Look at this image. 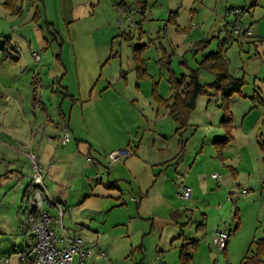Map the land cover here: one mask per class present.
<instances>
[{
    "label": "rangeland",
    "instance_id": "374dc122",
    "mask_svg": "<svg viewBox=\"0 0 264 264\" xmlns=\"http://www.w3.org/2000/svg\"><path fill=\"white\" fill-rule=\"evenodd\" d=\"M5 1L0 0L1 79L3 80L6 72H10L11 76L27 72L25 70L29 62L34 60L33 53L40 55L44 63L41 68L34 65V73L42 70L40 75L42 82L37 73L34 80L27 78L29 80L27 82L24 80L25 74H21L16 83L15 81L9 83L10 81L7 80L8 84H5V81H2L10 88L13 87L9 94H14L16 88L23 92V95L26 93L29 99L33 95L34 99L41 100L42 95L46 94L47 103L50 105V98L59 102L66 90L70 95L78 94L80 84L83 99L82 102L78 101L79 103L75 104L70 116L72 128H75L77 136L93 144L91 155L86 153L84 159L92 156L102 158L104 161L105 156L110 153L106 148L111 143H127L128 148L124 149H127L129 154L132 153L131 149L138 148V157L146 164L150 162L142 170L141 184L145 189L152 190L147 196L148 200L143 202L142 211L148 207L156 210V215L161 219L163 232L161 240L170 234L167 241L168 249L164 255L169 259L170 264H182L180 250L184 239L188 237L190 230L195 231L196 225L181 226L179 217L177 220L175 216L177 214L168 212L167 204L197 208L194 209V217H196L200 213L196 210L204 208V203L200 199L203 197L200 195L203 191L201 189L199 197L195 195V198L198 197L197 200L194 197L185 201L175 198L177 181L174 176V165L172 167L164 165L158 169L155 165L152 166L151 162L163 153L173 157L180 140L187 145L189 152L190 147L195 143H216L217 129L222 130L218 137L219 141L225 136L234 135L235 143H239L241 128H253L254 132L251 136L257 142L260 158L264 163V103L255 96L257 95L255 93L260 94V91L264 90V41L248 44L244 40L232 38L221 47L228 59L229 74L244 81L241 92L225 100L220 92L211 86L216 80L214 72L199 65L205 55L219 50V41L215 39L211 45L210 37H201L197 33L189 36L188 31L191 30L185 19L186 23L183 22L184 26L186 25L185 29L175 28L165 17L164 21L147 20L142 28L139 25L133 26L129 33L130 26L128 27L121 14L117 15L121 0H42V2L20 0L21 12L18 14H11L3 5ZM263 6L264 0H259L258 6L253 7L254 13L251 9V15L246 12L241 14L242 26L250 25L253 31L252 40L264 38V33L258 35L256 32L259 26L264 32ZM230 20H235V16ZM118 21H121V32L126 34H111L110 23L114 22L116 25ZM224 36L222 38H227ZM194 40H204V45L200 43L195 46L189 43ZM194 69H198L199 82L206 86L209 95L202 94L198 97L196 108L188 122L191 126L182 130L180 137L176 135L178 133H174L175 126L173 127L174 123L169 118L165 100L173 94L175 79L189 76ZM107 82L111 85L108 89H104ZM102 92L104 95L101 97ZM5 102L9 105L11 100L7 99ZM38 108L37 106L36 109ZM49 111L50 115L37 110L35 117L40 125L36 128L43 130L49 126L50 130L57 129L55 124L59 119L53 109ZM28 112H30L29 107L26 109V114L32 117L31 112ZM49 116L52 117V121L49 120ZM207 117L208 122H212V126L206 123ZM211 127H213L211 132H208ZM26 133L27 131L24 134ZM229 141L231 142V139ZM55 143L56 147L61 148L57 144L58 141ZM71 143L76 142L73 140ZM213 151L212 148L209 150V152ZM203 152L208 151L204 149ZM196 154L197 151H194L191 158L194 159ZM183 155L188 157L189 153ZM183 158L180 163L186 166L187 163L183 162ZM23 165L24 173L23 176L19 175L20 181L29 171V162ZM63 172L68 180L72 179L71 171L65 169ZM94 172L95 175L99 174L95 180L92 178L93 175L87 178L93 187L97 183H102L99 179L103 178L100 168L98 172ZM159 175L160 179L156 181ZM207 178L209 179V176ZM19 180L16 176L10 177V175L8 178L0 177V244L5 241L4 239L12 238L17 244L16 251H24L33 243V239L26 225V202L21 201L22 190L17 194ZM103 181L106 182L104 178ZM106 185L107 183L104 185L107 188ZM121 186L123 198L129 200L133 194L131 188L122 183ZM160 189L166 192V199H159L154 195ZM237 191L231 203L233 218L229 225H226L228 230H234L236 221H239L237 230L232 232L237 233L235 241L229 244L230 247L225 253L218 252L213 245L209 251L207 246V250L201 249L194 259H190L186 264H239L246 256L248 247L250 248L254 241L264 238V187H248L243 184L240 189L237 187ZM100 192L103 194L106 191L100 190ZM129 204L132 203L129 202L120 208ZM46 207L51 215L55 213L49 206ZM117 209L119 208H115L114 211ZM109 217L111 220L112 216ZM127 218L123 216V220ZM151 219L145 221L135 219L128 233L124 225L118 228L108 226L109 229L105 226L100 229L103 233L101 240L96 241L91 232H87L89 238L82 239L91 245L94 243L96 248L101 247L105 254L111 251V256L106 255L105 261L99 264H139L142 259L146 264L150 254L154 255L153 249L159 244L157 232L146 236L139 234L140 228H149L153 222L156 223ZM20 227L23 230H19ZM188 227L191 229L188 230ZM74 230L73 227L69 228V236H74ZM182 231L183 236H181ZM14 232H18L16 236H13ZM75 233L77 236L80 234ZM111 234L117 237L110 239ZM58 236H61L60 231ZM132 242L138 243L133 246ZM170 243L173 245L169 248ZM57 246L62 247L60 244ZM23 251L4 258H8L10 264H15ZM259 264H264V257Z\"/></svg>",
    "mask_w": 264,
    "mask_h": 264
},
{
    "label": "crops",
    "instance_id": "0c3cea01",
    "mask_svg": "<svg viewBox=\"0 0 264 264\" xmlns=\"http://www.w3.org/2000/svg\"><path fill=\"white\" fill-rule=\"evenodd\" d=\"M258 3L259 0H121L120 10L117 15L121 14V16L124 17L128 27L130 26L128 28L129 33L131 32V27L139 25L140 28H142L147 20L156 19L157 21H164L163 19L167 17V21L172 22L170 24L178 29H185L186 25L184 26V24L187 22V26L191 30L188 31L189 36H193L197 33L201 35V37H210L212 40L211 45H213L214 40L217 39L220 46V38H222L223 35H225L224 37H228L232 35V29L236 24L239 23L243 25L241 23V14L243 12L250 14L251 9L252 13H254L255 10L253 7L258 6ZM236 8L243 10L238 16L232 13V10ZM232 16H235V20L229 21ZM128 18H130V20H127ZM184 19L186 22H184ZM109 30L112 35H117L118 33L120 35L126 34V32H121V24L116 23L115 25L114 22L110 23ZM256 32L258 35L264 33L260 26L257 28ZM231 38L234 39L233 36ZM224 39L225 38H222V40ZM256 40L259 39L252 40V38H249L244 41L248 44H257L263 41ZM189 43L195 46L200 45V43L204 45V40H194L189 41ZM39 61L36 62L35 59L31 60L25 70L27 72L19 73V75L15 74L11 76L10 72H6L5 75H3V80L0 75V177L3 176L8 178L10 175V177L16 176L19 180V175L21 174V176H23L24 173L23 164L26 165L27 162H29V171L21 181L19 180L17 194L22 190L21 201L23 202L32 183L42 188L43 194L47 200L46 205L55 211L53 216H58L60 214V209H63L62 222L64 228H66L67 231H69L70 227L75 228L73 231L74 236L70 237H78L80 239L83 237L89 238L90 236H87V232H91L96 241H99L103 236L100 229L105 226L118 228L124 225L128 233L135 219L145 221L152 218V222L156 221V223L153 222L149 228H140L141 230L139 233L143 234V236L150 233H158L159 244L153 249L154 255L151 256L150 254L148 258L149 261L146 264H170L169 259L164 255L168 249L167 241L169 240L170 234L161 240V237H163L160 225L161 219L156 215V210L153 207H148V209L142 211L144 206L143 202L148 200L147 196L152 190H150V188L145 189V186L141 184L140 177L142 170L145 166H148L150 162L146 164L145 161L138 157V148L135 150L131 149L130 151L132 153L129 154V151L124 149L126 147L128 148V144L118 142L111 143L106 149L110 152L120 150L125 153L128 151V154L121 156L119 162L110 165L107 156H105L104 161L102 158H93L92 156L84 159L86 153L91 155L93 144L87 143L86 140L77 136L75 128H72V118L70 116L75 104L82 102L81 85L79 84L78 94L70 95L69 91L66 90L67 92L62 94L61 101L59 99V102L52 101V98H50V105L47 103L48 99H46V94L42 95L41 100L34 99L33 95L29 99L26 93L23 95V92L19 91L17 88L14 94H9L13 87L10 88L8 85H5L8 84L7 80L10 81L9 83L12 81L16 83V80L21 74H25L24 80L26 82L28 79L34 80L35 73L39 76L40 82L43 81L40 76L42 74L41 69L34 73V65L41 68L42 64H44L41 61V57ZM26 73L28 74L26 75ZM10 76L11 78H8ZM47 78L46 76V79ZM63 78L64 77H62L61 80H63ZM2 81H5V84H3ZM47 81L49 80L47 79ZM106 85L104 89H108L111 83L107 82ZM16 86L17 84L15 87ZM263 91L261 90L260 94L255 93L257 94L255 96L258 97L259 101L262 103H264ZM102 93L103 94L100 95L101 97L104 95V92ZM116 94L120 96L119 93ZM3 95L6 96L4 97ZM232 97L233 96H231V98ZM7 99L11 100L9 105H6L5 102ZM90 100H88V102ZM37 106L40 111L47 112L49 115V110L53 109L54 114L57 115L59 119L55 124L57 129L50 130L49 126H46L43 130L36 128L40 125L39 120L35 117L38 110L36 109ZM28 107L30 108L32 117L26 114V109ZM67 111H69L68 115ZM169 118L172 120L170 116ZM51 119L52 117L49 116V120ZM172 121L174 123L173 127L175 126L174 133H178L176 135L181 137L182 130L180 132L177 131L178 123L174 120ZM206 123L212 126V122H208V117L206 118ZM19 125L21 127H19ZM64 125L67 126L68 132L70 133V141L65 145H61L60 138L64 133ZM188 126L191 125L188 124ZM239 127L241 128V125ZM212 128L213 127L209 128L208 132H211ZM241 129L242 133L239 137V143H235L236 137L233 135L231 136V142L229 141L230 143L227 142L223 146H218V137L221 135L220 132H222V130L219 131L217 129L216 135L214 134L217 139V142L215 140L216 143H195L190 147L189 152H187V145L180 140V143L177 144V150H175L177 152L173 157L163 153L164 151L162 149L163 155L155 157L151 162L153 163L152 166L155 165L158 169L164 165L167 167H172L174 165V176L177 181L175 182V198L183 200L178 195L182 186H187L192 189L189 199L192 197L195 198V195L199 197L201 189L203 191V194H200L203 197L200 199L204 203V208L202 210H196L200 212L196 217H194V209L197 208L193 209L189 205L178 207L167 204L168 212L177 214L175 216L177 220L179 217L181 226L187 224L188 226L196 225L195 231L190 230L188 237L184 239V244L180 250V252L184 250L190 253L192 260L201 249L204 248V250H207L208 246L210 251L211 245L214 246L212 236L219 231H227L230 238L228 239L226 249L224 251L218 250V252L225 253L227 248L230 247L229 244L231 245V242L235 241L237 233L232 232L237 230L239 221H236L234 230H228L226 225H229L233 218L231 203L233 202L237 187L240 189V186L243 184H246L248 187H264V163L260 158L257 142L251 136L254 129ZM22 130L27 131V133L24 134V131L22 134H19ZM40 130L42 132H40ZM73 140L76 143H71ZM56 141L59 142L57 144L60 145L61 148L55 146ZM226 147H228V149H226ZM211 148L214 150L213 152H209ZM204 149L208 152L204 153ZM194 151H197V154L193 159L191 157ZM185 153H189V156H184L183 154ZM34 158L41 169L39 174H36L32 167V160H34ZM182 158L183 162L187 163L186 166L180 163ZM189 160H192V162H188ZM190 163H192L191 166H189ZM141 166H143V168H141ZM99 168L106 182L103 181V178L99 179L102 183H97L95 187H93L87 178L89 179L93 175L92 178L95 180L99 174L95 175L94 171L98 172ZM65 169L71 171V175L73 176L71 180H68V177L64 175L65 173L63 170ZM213 174H218V177L213 178ZM207 176H209V179ZM159 179L160 175L157 176L156 181ZM170 182L172 184L171 179ZM105 183H107V188L104 186ZM121 183L129 185L133 193L131 195L133 198L130 197L129 200L123 198L124 193L121 189ZM100 190L106 192L102 194ZM154 195L158 196L157 198L159 199H166L167 197L166 192L161 189L154 193ZM198 197H196L195 200H197ZM129 202L132 204L120 208V206L127 205ZM115 208L119 209L114 211ZM180 212H183V214H180ZM188 215H190V217ZM67 216L68 220L66 221ZM109 216H112L111 220ZM123 216L128 217L127 220H123ZM171 218L172 215L170 216V219ZM166 219L168 218L166 217ZM189 229H191V227H188V230ZM19 230H23V228L20 227ZM75 232L80 234L77 236ZM17 233L14 232L13 236H16ZM182 234L183 231L181 232V236H183ZM114 237L116 238L117 236L111 234L110 239H115ZM231 237L233 238L231 239ZM4 240L5 241L0 244V258L5 256L10 257L12 253L17 254L23 251H16L17 244L12 238H6ZM135 243L138 242H132V245L135 246ZM205 243H207V245ZM87 244L90 247L91 256L86 259L83 264H99L101 261H105L106 255L111 256V251L105 254L101 250L102 248L98 246L96 248L94 243L92 245L90 243ZM60 245L63 246L61 243ZM172 245L173 244L170 243L169 248L172 247ZM18 263L19 259H17L15 264ZM0 264H2L1 261ZM139 264H145L143 263V259L139 261Z\"/></svg>",
    "mask_w": 264,
    "mask_h": 264
},
{
    "label": "built area",
    "instance_id": "2783aa9c",
    "mask_svg": "<svg viewBox=\"0 0 264 264\" xmlns=\"http://www.w3.org/2000/svg\"><path fill=\"white\" fill-rule=\"evenodd\" d=\"M242 9L236 8L232 10L235 16L240 15ZM127 20H130L128 18ZM121 24V21H118ZM232 36L237 40H245L253 37V31L250 26L243 27L241 24H236L232 29ZM264 41V38L262 39ZM36 62L40 60L37 53H33ZM70 141V133L67 126L64 125V133L60 138L61 145H65ZM128 154L120 150L111 151L107 154L110 165L120 161L122 155ZM32 167L36 174L41 172L37 165L36 159L32 160ZM213 178H217L218 174H213ZM25 198L26 202V225L31 231L33 243L23 251L19 258L18 264H83L90 258L91 251L87 243L78 237H70L68 231L63 226L62 213L60 209L58 216L51 215L47 210V203L42 188L31 184ZM192 189L187 186H182L179 192V197L183 200L191 197ZM58 231L61 236H58ZM229 233L227 231H219L212 236L214 246L223 251L227 246ZM63 244L58 247L57 244ZM76 258V261H75ZM2 264H10L8 258H0Z\"/></svg>",
    "mask_w": 264,
    "mask_h": 264
},
{
    "label": "trees",
    "instance_id": "16d2710c",
    "mask_svg": "<svg viewBox=\"0 0 264 264\" xmlns=\"http://www.w3.org/2000/svg\"><path fill=\"white\" fill-rule=\"evenodd\" d=\"M40 1L42 2V0ZM19 3L20 0H6L3 5L11 14H18L21 12V5ZM231 37L232 35H229L227 38L222 40L219 50L205 55L202 62L199 63L201 67H206L214 72L216 80L211 84V86L215 88V90L219 91L221 97L225 100H228L235 93H240L244 85L243 79L234 78L229 74L228 59L225 57V53L221 48L224 43H226L229 39H232ZM197 72L198 69H194L191 70V74L189 76H183L181 79H175L173 84V94L165 100L166 106L169 110V116L172 120L178 123L177 131L184 130L188 127V120L190 114L196 107L197 98L202 94L209 95L206 86L199 82ZM229 139H231L230 136H225L221 141H219L220 144L218 143V146H223L225 143L229 142ZM253 244L254 249L252 250ZM263 257L264 238H261L252 243L246 256L239 264H259ZM180 259L182 264H186L187 261L191 259V254L182 250L180 252Z\"/></svg>",
    "mask_w": 264,
    "mask_h": 264
}]
</instances>
